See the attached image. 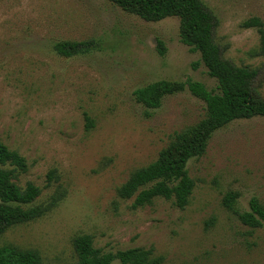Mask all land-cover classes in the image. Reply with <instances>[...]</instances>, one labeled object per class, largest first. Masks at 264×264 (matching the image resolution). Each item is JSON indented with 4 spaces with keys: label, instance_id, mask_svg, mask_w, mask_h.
I'll return each instance as SVG.
<instances>
[{
    "label": "rangeland",
    "instance_id": "rangeland-1",
    "mask_svg": "<svg viewBox=\"0 0 264 264\" xmlns=\"http://www.w3.org/2000/svg\"><path fill=\"white\" fill-rule=\"evenodd\" d=\"M201 1L217 18L224 57L257 69L253 87L264 97L259 35L242 25L264 23V0ZM61 40L93 44L65 57L53 48ZM187 78L216 86L200 54L180 41L177 16L145 20L110 0H0V140L24 157L27 169L14 181L41 189L34 204L57 198L42 217L6 228L0 245L36 250L41 264H77L72 238L90 234L105 252L151 248L158 264H264V225L243 224L222 203L234 191L239 210L251 197L264 206V116L227 123L187 161L194 187L183 208L162 197L133 207V197L117 194L174 132L205 115L188 90L156 109L132 91Z\"/></svg>",
    "mask_w": 264,
    "mask_h": 264
},
{
    "label": "trees",
    "instance_id": "trees-1",
    "mask_svg": "<svg viewBox=\"0 0 264 264\" xmlns=\"http://www.w3.org/2000/svg\"><path fill=\"white\" fill-rule=\"evenodd\" d=\"M121 9L136 14L145 20H159L168 16L179 18L180 41L191 51H197L209 76L216 81L214 89L187 78L185 80L160 79L132 91L136 102L156 109L166 95L188 90L205 104V115L195 124L174 132L169 142L159 150L157 157L146 165L135 168L118 187L121 198L133 197L132 206L149 204L156 197L171 200L173 205H187L194 187L188 175L187 161L205 152L211 135L227 123L240 118L264 116V97L258 94L253 83L257 69L237 66L223 55L222 47L215 41L217 25L215 14L201 0H110ZM244 27H255L259 35L260 50L264 52V23L258 17L243 21ZM157 49L164 52L158 40ZM90 40H61L53 44L61 56L69 57L89 50ZM88 126L91 120L86 117ZM27 169L23 156L9 149L0 140V234L9 226L26 223L42 217L57 199L52 195L45 203L34 204L40 188L26 182L18 185L14 179ZM48 180L56 178L55 170L47 174ZM237 193L228 191L222 199L245 225L256 228L264 225V206L255 197L248 201L247 210L235 207ZM77 264H158L159 258L152 249L132 247L115 252H105L93 245L90 234H77L72 238ZM0 264H41L36 250L0 245Z\"/></svg>",
    "mask_w": 264,
    "mask_h": 264
}]
</instances>
